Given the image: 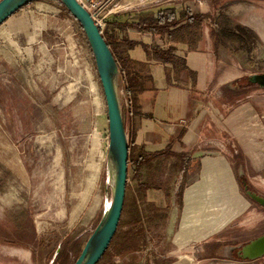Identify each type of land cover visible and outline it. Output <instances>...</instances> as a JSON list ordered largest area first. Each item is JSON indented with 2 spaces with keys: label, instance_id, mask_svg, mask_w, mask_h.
<instances>
[{
  "label": "rangeland",
  "instance_id": "obj_1",
  "mask_svg": "<svg viewBox=\"0 0 264 264\" xmlns=\"http://www.w3.org/2000/svg\"><path fill=\"white\" fill-rule=\"evenodd\" d=\"M173 1L195 12L207 6L212 18L206 47L214 55L215 77L231 80L221 86L222 97L220 85L209 84L212 97L223 119L244 105L256 122L243 138L235 134L246 132L244 127L233 136L223 129L218 138L242 182L264 196V89L249 82L252 75L264 74V43L251 41L248 52L222 34L242 27L247 6L255 1L264 8V0ZM18 13L24 19L18 33H11L6 23L0 27V264H55L65 256L73 264L112 198L106 99L88 39L64 6L40 0ZM125 85L122 80L124 114L131 107ZM131 167L129 162L132 176ZM160 182H166L168 191L177 188L179 203L184 180ZM250 202L254 228L236 230L240 244L264 235V208ZM131 203L129 194L117 237L99 264H109L130 229ZM149 218V254L155 256L161 253L157 243L167 214L149 213ZM143 244L139 246L146 247L147 240ZM233 259L243 264L237 254ZM244 264H264V257Z\"/></svg>",
  "mask_w": 264,
  "mask_h": 264
},
{
  "label": "crops",
  "instance_id": "obj_2",
  "mask_svg": "<svg viewBox=\"0 0 264 264\" xmlns=\"http://www.w3.org/2000/svg\"><path fill=\"white\" fill-rule=\"evenodd\" d=\"M178 3L173 0H119L108 18L106 32L114 47L119 44L116 45L118 55L128 56L135 63L150 62L154 80V89L135 96L134 101L127 95L131 107L124 118L133 174L131 176L129 172L128 175L122 219L129 194L133 218L146 220L149 213L154 214L155 208L167 214L161 231L163 236L157 243L161 253L149 254L152 248L148 244L151 243L147 239L143 248L141 238L142 246L115 258L120 264H238L233 258L247 243L240 244L234 235L238 228L248 226L247 230L251 229L256 212L247 193L242 191L246 184L234 171L218 137L223 129L233 136L231 133H236L240 127L256 126V122L255 115L244 105L223 119L222 108L217 98L212 97L209 84L220 85L217 94L222 97L221 86L231 80L223 83L215 77L214 55L206 47L210 42L208 25L212 18L207 6L201 5L196 12L191 9L195 14L209 17L198 49L186 56L189 69L196 72L195 87L186 79L179 85L170 86L165 66L149 61L145 47H167L164 39L131 28L123 29L135 14ZM251 3L239 24L253 31L264 43V8L256 7L261 2ZM23 21L22 15L17 13L6 26L11 33H18ZM124 40L136 45L132 49L125 45L121 47ZM180 48L185 50L186 46L180 45ZM179 55L183 53L179 52ZM248 131L243 130L235 136L243 138ZM165 151L169 157H155ZM168 179L189 181L183 195L179 196V203L177 188L168 191L165 187L164 181ZM132 220L131 214L128 228L133 227ZM242 261L243 264L252 262Z\"/></svg>",
  "mask_w": 264,
  "mask_h": 264
},
{
  "label": "water",
  "instance_id": "obj_3",
  "mask_svg": "<svg viewBox=\"0 0 264 264\" xmlns=\"http://www.w3.org/2000/svg\"><path fill=\"white\" fill-rule=\"evenodd\" d=\"M40 0H1L0 27L27 5ZM81 25L91 46L98 75L104 90L109 120L107 156L108 182L112 198L107 201L103 215L73 264H99L108 252L120 227L127 193L130 143L125 125L122 103V75L107 41L91 15L77 0H58ZM249 82L264 89V74L249 77ZM255 203L264 208V196L247 191ZM244 261L264 257V235L245 244L238 252Z\"/></svg>",
  "mask_w": 264,
  "mask_h": 264
},
{
  "label": "trees",
  "instance_id": "obj_4",
  "mask_svg": "<svg viewBox=\"0 0 264 264\" xmlns=\"http://www.w3.org/2000/svg\"><path fill=\"white\" fill-rule=\"evenodd\" d=\"M55 1L59 2L58 0ZM61 5L63 6V4ZM208 21V16L195 14L192 12L191 8L185 7L183 4H175L172 6H161L155 10L135 14L132 16L131 21L124 25L123 29L131 28L140 33H149L155 36H160L164 39L167 47H145L149 61H155L165 66L166 78L170 86L175 84L179 85L183 79H186L193 82V87H195L194 83L196 82V72L189 69L186 62V56L188 53L198 49ZM222 34L225 37L237 40L248 52H251L253 49L251 41L254 43L259 42L258 36L253 31L244 27H239L237 30H226L222 32ZM103 36L119 63L122 80H125L126 84V92L132 97V100L135 96L154 89V80L149 69L150 62L135 63L129 59L128 56L118 55L116 45L119 44H115L114 47V44L111 43L108 38L107 32H105ZM123 45L127 46L128 49H132L136 43L124 40L120 46L122 47ZM180 45L186 46V49L181 50ZM179 52H182L183 55H179ZM137 65L140 66V69H137ZM123 77H125V79ZM155 157H169V153L165 151L164 153L155 155ZM188 184L189 181L184 179L179 196L183 195V192ZM164 212V210L155 208L154 215ZM153 218H149V220H142L141 217H134L132 220L133 227L126 231L120 238L115 247L116 254H114V256L121 255L122 253L133 252L137 247H139V243L137 242H140L141 238H143V241H146V231L150 228V223L151 221L153 222ZM113 242L111 246L113 245ZM114 256L112 257V260L109 261V264H116L113 262ZM55 264H69V261L65 256L63 259L58 258Z\"/></svg>",
  "mask_w": 264,
  "mask_h": 264
},
{
  "label": "built area",
  "instance_id": "obj_5",
  "mask_svg": "<svg viewBox=\"0 0 264 264\" xmlns=\"http://www.w3.org/2000/svg\"><path fill=\"white\" fill-rule=\"evenodd\" d=\"M91 15L102 34L107 31L108 18L119 0H77Z\"/></svg>",
  "mask_w": 264,
  "mask_h": 264
},
{
  "label": "flooded vegetation",
  "instance_id": "obj_6",
  "mask_svg": "<svg viewBox=\"0 0 264 264\" xmlns=\"http://www.w3.org/2000/svg\"><path fill=\"white\" fill-rule=\"evenodd\" d=\"M255 75V74H254ZM256 85H258V84H256ZM259 86V85H258ZM245 190H246V193H247V191H252V192H255V193H258L257 191H253L252 189H251V187L249 186V185H246L245 186ZM258 194H260V193H258ZM261 195V194H260ZM261 196H263V195H261ZM249 199H251V198H249ZM252 200V199H251ZM252 202H254L253 200H252ZM258 238V237H257ZM256 239V238H255ZM254 240V239H253ZM252 241V240H251ZM250 242V241H249ZM239 251H237L236 253H238Z\"/></svg>",
  "mask_w": 264,
  "mask_h": 264
}]
</instances>
